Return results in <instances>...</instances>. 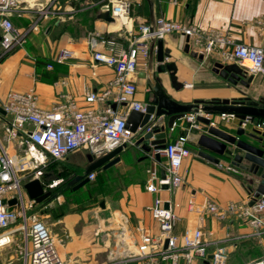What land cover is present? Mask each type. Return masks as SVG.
Segmentation results:
<instances>
[{
  "label": "crops",
  "instance_id": "0c3cea01",
  "mask_svg": "<svg viewBox=\"0 0 264 264\" xmlns=\"http://www.w3.org/2000/svg\"><path fill=\"white\" fill-rule=\"evenodd\" d=\"M72 1L69 0L60 13L42 16L38 10L28 9L10 15L15 27L26 32V41L0 58V101L4 100L10 90H33L37 95L38 106L43 109H50L66 95L73 97L81 106L86 92H101L108 87L114 71L104 64L91 66L93 49L89 42L94 39L95 50L108 52L110 35L104 37V34L116 30L114 25L117 22L109 24L97 18L101 11V0ZM132 1L130 16L133 29L140 23H150L152 18L163 16L194 23L203 29L221 30L227 32L235 42L264 49L263 0H177L176 3L172 0ZM74 3L78 4L77 8ZM70 8L75 11L71 12ZM34 24L37 29H32ZM123 32V42H120L119 37H113L117 43L115 49L128 46L129 31ZM186 46L188 51L185 50ZM63 47L73 50L74 57L66 63L54 64L51 70L46 69L54 53ZM162 47L164 57H168V60L157 61L155 50L148 57L146 67L140 58L138 60L136 100L147 103L153 97L149 85L151 79H157L166 95L180 103L223 99L258 101L264 98V77L239 66L245 72L244 81L247 84L240 81L232 83L220 75L218 65L234 62L224 60L215 53L194 52L185 36L175 32L167 34L162 38ZM169 67H173L174 71H169ZM208 117L214 121V126L229 132L234 131L238 122L235 119L226 125L219 120L218 114H209ZM6 118L9 117L0 114V132L3 134V120ZM262 121L264 119L255 117L253 124L245 128H256V124ZM183 124L184 120L181 119L173 130L165 129L166 142L177 137L178 129H184ZM259 130L264 132V128ZM201 133L186 131L191 154L182 165V170L187 171L185 183L171 192L161 193L162 197L171 200L172 210L180 217L176 226L178 232L185 226H196L198 222L196 215L187 211L190 195L198 202L207 196L221 205L229 202L241 204L248 200L247 187H255L258 182L251 173L231 164L230 151L220 156L217 164L200 157L198 151L203 148L197 144V140ZM133 141V144H127L118 153L119 161L107 168L101 166L92 171L95 173V178L89 180L92 186L101 196L112 197L103 200L101 212L94 215L96 220L89 224V213L86 211L60 217L61 229L70 238L63 245L60 240L55 241L58 253L66 264H101L99 259L103 256L114 260L132 255L136 253L139 240L135 228L141 226L149 232L157 230L148 210L156 194L145 189L149 177L146 169L153 165L151 152L142 151L139 139ZM72 155L80 159L76 163H67L69 166L80 168L88 165L86 154L81 151L73 152L63 159ZM155 160L154 170L160 173L165 159L159 156ZM229 165L235 170L227 168ZM104 217L110 221L106 222ZM201 224L205 233H210V237L220 240V244L226 247L227 264H247L264 257V235L258 238L247 237L252 229L241 219L235 216L218 219L206 215ZM89 253L93 261L87 257ZM9 260L8 264H22L20 254L9 257Z\"/></svg>",
  "mask_w": 264,
  "mask_h": 264
},
{
  "label": "built area",
  "instance_id": "2783aa9c",
  "mask_svg": "<svg viewBox=\"0 0 264 264\" xmlns=\"http://www.w3.org/2000/svg\"><path fill=\"white\" fill-rule=\"evenodd\" d=\"M25 0H0V58L13 48L21 46L26 41V32L15 27L10 15L19 14L27 8L20 7ZM174 3L177 0H172ZM264 1V0H263ZM31 4L28 1H25ZM36 0L33 6H41ZM132 0H101L100 9L108 10L117 20L125 16L129 19L122 30L129 31L128 46L115 49L117 43L108 39V52L95 50L96 41L89 42L92 50L91 66L104 64L114 71L108 87L101 92L88 91L83 97V105L66 95L50 109H43L37 104L35 91H15L6 93L0 106L5 111L3 129L8 141L26 139L29 146L24 154L12 153L0 140V247L9 244L13 234L21 231L23 243H18L22 264H66L56 247V241L45 223L35 214L27 213L35 201L31 199L29 206L25 204L23 183L42 174L40 166L49 156L60 160L67 155L81 151L86 155L98 158L122 144H133L134 134L126 127L127 117L131 110L145 112L146 103L135 99L137 91L138 60L144 67L149 57V43L152 39H162L170 33H179L185 36L194 52L206 54L215 53L220 58L233 61L252 74L264 77V49L260 46L235 42L227 32L217 29H203L194 23L169 19L163 16L156 17L154 24L140 23L135 29L132 27L130 16ZM32 6V4L30 5ZM31 8V7H29ZM74 12V8H70ZM42 16L60 13L49 9H38ZM37 29V25H32ZM73 50L60 48L54 53L46 69H53L54 64L68 62L74 57ZM168 60V57H164ZM189 86V84H187ZM113 94V95H112ZM112 95V97H110ZM208 117L209 114L198 112L185 113L183 120L186 131L199 128L197 115ZM219 120L230 124L236 119L234 113H220ZM181 120V119H180ZM246 117L242 127L248 125ZM212 125L214 121L212 120ZM177 126V121L170 130ZM256 128H264V121L256 124ZM22 143V141H20ZM34 147L41 160L31 153ZM159 156L164 157L161 169L162 177L155 172V152H151L153 165L146 171L149 177L145 189L156 194L153 203L148 207L156 225L155 232L146 231L141 226L135 228L138 233L136 253L127 255L120 262H137L138 264H227L228 252L220 244V240L205 233L202 221L206 215L218 219L235 216L249 225L252 232L247 237H261L264 235V199L258 198L252 205V193L248 191V200L245 203L229 202L221 205L210 197H203L196 201L190 195L187 201V211L197 217L196 226H185L177 231L176 226L180 219L171 208V200L161 196L162 192H171L185 183L186 170H182L184 159L190 156L186 135L177 136L166 142L164 148L157 149ZM235 170L232 165L227 166ZM89 180L95 178V173L87 175ZM15 199L10 205L8 201ZM167 205V206H166ZM174 205V202H173ZM229 215V216H228ZM12 224H18L10 228ZM211 255V256H210ZM210 256V257H209ZM247 264H264V257Z\"/></svg>",
  "mask_w": 264,
  "mask_h": 264
},
{
  "label": "water",
  "instance_id": "95a60500",
  "mask_svg": "<svg viewBox=\"0 0 264 264\" xmlns=\"http://www.w3.org/2000/svg\"><path fill=\"white\" fill-rule=\"evenodd\" d=\"M97 18L109 24L115 22V18L108 10H101ZM154 20L155 18H152L150 21L151 26L154 24ZM154 50L157 61L162 62L164 60L162 39L150 41L149 57L152 56ZM185 50L188 51V46L185 47ZM218 68L220 75L232 83L240 81L242 84H247L244 81L245 72L237 64H219ZM168 69L174 71L173 67ZM149 85L153 97L146 103L145 112L131 110L126 121V127L133 132L134 138L139 139L138 142L142 143L140 146L143 152H155V156L159 158V153L156 150L164 148L166 144L165 129H170L176 121L183 118L185 113L198 111L205 114L234 113L238 122L233 132L212 125V119L209 117L202 114L197 115V120L205 127L197 140V144L203 148L198 151V155L217 164L220 161L219 157L230 151L231 164L251 173L258 179L255 187L249 186L252 199L248 204L252 205L258 198L264 199V132L253 127L250 130L242 127V121L246 117L249 119V126L253 124L255 117L264 119V98L258 101L223 99L221 101L180 103L166 95L157 79H151ZM0 114L5 115L1 106ZM163 118H165L164 121H162ZM125 147L127 144H122L98 158L86 155L88 165L85 167L84 174L74 177V181L77 183L73 190L87 183L89 181L87 175L98 167L107 168L119 161L118 153ZM160 175L164 176L163 169L160 170ZM23 188L28 197L36 203L42 202L51 193L50 190H45L44 184L39 178L26 181L23 183ZM14 203L15 199L8 201L10 205ZM100 205L104 206V202L101 201Z\"/></svg>",
  "mask_w": 264,
  "mask_h": 264
},
{
  "label": "rangeland",
  "instance_id": "374dc122",
  "mask_svg": "<svg viewBox=\"0 0 264 264\" xmlns=\"http://www.w3.org/2000/svg\"><path fill=\"white\" fill-rule=\"evenodd\" d=\"M69 0H38V3H41V6H30L31 4L21 1L20 7L31 9L37 11L40 8L49 9V10H56V11H63L65 9V4ZM29 2V1H28ZM78 5V4H76ZM31 7V8H29ZM117 24L114 25V29L110 34V39H118L120 38V42H123V30L117 29ZM122 37V38H121ZM185 122L183 126H185ZM199 128H193V131H203L204 125L202 123L198 124ZM0 140L2 144L11 151L17 154H24L25 150L29 146L26 139L23 138L22 143L16 140L8 141L5 135L0 132ZM189 147V146H188ZM9 150V151H10ZM10 151V152H11ZM81 157V156H80ZM80 159L76 155L69 156L63 160H55L49 156H47L44 160L43 165L40 166V170L42 174L39 176L40 180L44 184L45 190H50L51 193L44 201L40 203H34L32 207H28L27 213H35L48 227L52 235L55 237L56 240H60L61 244H65L68 241V235L63 231L61 228V223L59 221L60 217L69 214L72 212H82L86 211L88 214L87 222L91 224V222L95 221L94 218L96 213L101 212L102 207L100 206V201H105L108 198L112 197H104L99 194L96 188L92 186V183L89 182L88 184L78 188L77 190L71 192L73 189L75 182L74 179H70V175L72 174L73 170H78L79 168L73 167L72 165H68L67 163H76L77 160ZM63 179V181H61ZM55 183V184H54ZM50 188V185H53ZM73 185V186H72ZM72 186V188H71ZM24 201L27 206H29L31 199L28 197V194L25 190H23ZM106 222H109L108 218L104 217ZM18 226V224H12L10 228ZM56 234H58L56 236ZM23 233L18 231L17 233L13 234V239L9 244L0 247V264H8L11 260L9 257H16V255L20 254V250L18 248V243H23ZM262 248V247H260ZM110 250V248L108 249ZM89 260H94L93 256L89 253L88 256ZM126 259V257H121L119 259H105L101 257L99 259V263L101 264H128L127 262H120L121 260ZM91 262V261H90Z\"/></svg>",
  "mask_w": 264,
  "mask_h": 264
},
{
  "label": "bare ground",
  "instance_id": "6f19581e",
  "mask_svg": "<svg viewBox=\"0 0 264 264\" xmlns=\"http://www.w3.org/2000/svg\"><path fill=\"white\" fill-rule=\"evenodd\" d=\"M27 1H29L31 4H34V2L36 1V0H27ZM115 22H117L116 24H117V26H118V28L117 29H120V27H123V25L126 23V25L127 24H129V19L127 18V17H125V16H122V17H120V18H118L117 20H115ZM115 22H113V23H115ZM111 24V23H110ZM30 151H31V153L34 155V156H36V157H38L40 160H41V157L40 156H38V153L36 152V149L34 148V147H30Z\"/></svg>",
  "mask_w": 264,
  "mask_h": 264
},
{
  "label": "trees",
  "instance_id": "16d2710c",
  "mask_svg": "<svg viewBox=\"0 0 264 264\" xmlns=\"http://www.w3.org/2000/svg\"><path fill=\"white\" fill-rule=\"evenodd\" d=\"M71 2H73V1L71 0ZM74 7L77 8V5L75 3H74ZM185 135H186V129H178L177 136L184 137ZM89 182H87L86 184H88ZM76 183L77 182H74L73 185H75ZM72 186H71V188H72ZM247 190L249 191V187H247ZM73 191H75V190L71 189V192H73ZM128 264H138V263L137 262H129Z\"/></svg>",
  "mask_w": 264,
  "mask_h": 264
},
{
  "label": "flooded vegetation",
  "instance_id": "af4514ba",
  "mask_svg": "<svg viewBox=\"0 0 264 264\" xmlns=\"http://www.w3.org/2000/svg\"><path fill=\"white\" fill-rule=\"evenodd\" d=\"M85 167H86V165L80 167V168H79V169H80L79 172H78V170H77V171H72V174L70 175V179H74V177H75L76 175H82V174H84ZM61 181H63V179H62Z\"/></svg>",
  "mask_w": 264,
  "mask_h": 264
}]
</instances>
